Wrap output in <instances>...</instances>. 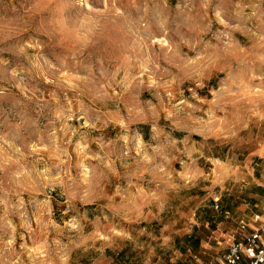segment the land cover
<instances>
[{"label": "rangeland", "instance_id": "rangeland-1", "mask_svg": "<svg viewBox=\"0 0 264 264\" xmlns=\"http://www.w3.org/2000/svg\"><path fill=\"white\" fill-rule=\"evenodd\" d=\"M230 177L264 182V0H0V264L194 260L154 245Z\"/></svg>", "mask_w": 264, "mask_h": 264}, {"label": "crops", "instance_id": "crops-1", "mask_svg": "<svg viewBox=\"0 0 264 264\" xmlns=\"http://www.w3.org/2000/svg\"><path fill=\"white\" fill-rule=\"evenodd\" d=\"M238 180L241 179L229 178L232 187L228 195L230 201L229 205L227 204L228 209L219 214H201L198 220L190 218L189 221H193L190 229L188 227L183 229L171 228L163 231L159 237L162 241L158 245H154V249L158 248L161 255L167 252L194 254L192 256L194 260L180 258L175 264H222L224 254L231 244L233 236L239 233L237 224L234 228V223H237L236 220L240 217L250 218L253 213L251 204L254 203L253 205L257 206L256 203L260 202L264 196V182L261 181L260 183L253 179L240 186L236 183ZM256 211H261V209ZM183 218L187 217H181V219ZM152 256V259L156 260L152 264H165L168 261L165 256L163 259H160L161 257L155 253ZM174 260L175 257L169 259L172 262Z\"/></svg>", "mask_w": 264, "mask_h": 264}, {"label": "built area", "instance_id": "built-area-1", "mask_svg": "<svg viewBox=\"0 0 264 264\" xmlns=\"http://www.w3.org/2000/svg\"><path fill=\"white\" fill-rule=\"evenodd\" d=\"M263 212L264 207L253 212L250 218L237 219L239 233L233 236L222 264H264Z\"/></svg>", "mask_w": 264, "mask_h": 264}]
</instances>
